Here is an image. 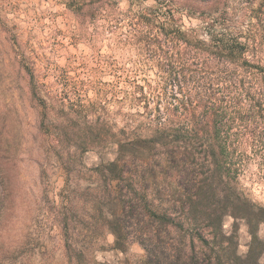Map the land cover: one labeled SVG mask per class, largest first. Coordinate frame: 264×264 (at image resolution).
Masks as SVG:
<instances>
[{
	"label": "trees",
	"instance_id": "1",
	"mask_svg": "<svg viewBox=\"0 0 264 264\" xmlns=\"http://www.w3.org/2000/svg\"><path fill=\"white\" fill-rule=\"evenodd\" d=\"M128 1L94 6L99 26L136 56L112 85L141 121L91 162V185L68 177L63 190L73 185L88 209L73 218L68 195L57 213L69 264H112L94 260L108 233L118 251L142 248L137 264H264L235 245L238 219L253 235L264 222V0ZM87 139L96 145V134ZM54 156L69 176L86 168L83 153ZM245 179L261 186L262 203L249 201Z\"/></svg>",
	"mask_w": 264,
	"mask_h": 264
},
{
	"label": "rangeland",
	"instance_id": "2",
	"mask_svg": "<svg viewBox=\"0 0 264 264\" xmlns=\"http://www.w3.org/2000/svg\"><path fill=\"white\" fill-rule=\"evenodd\" d=\"M95 1L0 0V264H69L57 213L68 195L73 218L88 209L73 185L63 190L68 177L91 185V162L116 151L115 144L127 142L139 127L136 108L112 85L117 74L131 72L136 56L99 26ZM165 1L181 6L180 0ZM251 1L222 0L220 6H253ZM95 134L92 146L87 138ZM58 152L83 153L86 168L79 173L71 166L69 176L58 166ZM241 188L252 204L263 202L261 186L245 179ZM224 223L227 235L234 231L232 218ZM236 223L238 254L252 251L250 261L255 254L264 263V222L254 235L245 220ZM142 254L137 244L116 250L108 233L94 260L137 264Z\"/></svg>",
	"mask_w": 264,
	"mask_h": 264
}]
</instances>
